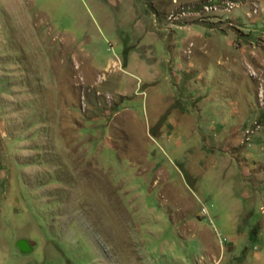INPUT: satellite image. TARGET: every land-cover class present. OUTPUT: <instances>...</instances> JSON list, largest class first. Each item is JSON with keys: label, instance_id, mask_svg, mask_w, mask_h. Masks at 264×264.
<instances>
[{"label": "rangeland", "instance_id": "374dc122", "mask_svg": "<svg viewBox=\"0 0 264 264\" xmlns=\"http://www.w3.org/2000/svg\"><path fill=\"white\" fill-rule=\"evenodd\" d=\"M0 264H264V0H0Z\"/></svg>", "mask_w": 264, "mask_h": 264}]
</instances>
